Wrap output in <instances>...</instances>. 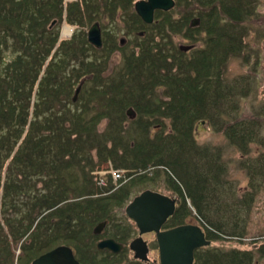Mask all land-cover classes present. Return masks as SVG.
Returning <instances> with one entry per match:
<instances>
[{"label":"trees","instance_id":"obj_1","mask_svg":"<svg viewBox=\"0 0 264 264\" xmlns=\"http://www.w3.org/2000/svg\"><path fill=\"white\" fill-rule=\"evenodd\" d=\"M175 1V6L183 5L180 21L159 12L162 19L150 28L152 37H135L136 49L123 56L121 69L97 78L94 72L107 68L106 42L100 51L86 42L83 33L79 39L60 41L52 25L63 21L82 25L85 20L88 25L87 8L65 7L64 0H0V264H13L15 259L30 264L61 240V231L70 240L79 227L86 230L85 225L104 221L105 205H94L92 199L103 193L95 167L107 161L129 176L151 169L167 176L179 205L166 228L196 216L206 228V232L201 228L206 240L244 238L243 214L254 203L259 191L256 177L263 174V167L248 159L250 146L259 144V134L253 120L225 122L237 111L234 100L246 93L223 74L231 58L242 51L243 24L255 14L257 0ZM130 16L133 27L135 18ZM192 19L199 20L196 29L190 26ZM181 30L190 37V45L200 42L201 48L180 52L172 39ZM115 43L109 42L108 52L116 49ZM84 76L101 84L90 92L99 105L89 116L93 105H82L78 111L67 107L73 97L68 81ZM128 109L135 118H128ZM103 118L108 129L99 134L96 123ZM164 119L171 124L168 133L163 132ZM206 123L223 131L241 153L240 166L250 189L234 201L232 187L228 182V189L222 186L228 170L221 148L199 146L194 140L197 125ZM131 129V140L126 141L124 135ZM263 161L261 154L256 164ZM71 169L81 170L78 182L65 176ZM74 183L75 188L69 186ZM107 185L106 180L102 186L106 192ZM79 189L85 197L69 199L68 192ZM220 192L231 193L234 206H223ZM129 235L123 229L111 237L122 240ZM81 246L76 252L87 257L89 247ZM261 253L264 257L263 248ZM91 254L95 264L93 250ZM253 256L251 251L209 245L195 251L193 264H254Z\"/></svg>","mask_w":264,"mask_h":264},{"label":"rangeland","instance_id":"obj_2","mask_svg":"<svg viewBox=\"0 0 264 264\" xmlns=\"http://www.w3.org/2000/svg\"><path fill=\"white\" fill-rule=\"evenodd\" d=\"M136 1L137 0H133L129 3L128 6H123L121 4L123 10L121 11L118 9V13L116 12L114 18H110L112 20L114 19L113 21H110V19H108V21L100 19V22L103 24V27L107 30H110L114 34L116 38L115 42L117 44L115 43L116 49H111L110 52H108V45L111 41L109 40V42H106L107 46L105 48L106 53H108V56L106 58L107 68H105L104 72H94L97 78H100L101 76H106V78L111 75L113 76L121 69V67L123 66V56L128 55L131 49H136V42L134 36H138L137 33L144 31L147 32L146 37L148 39L152 37L153 34H151V30L147 31L145 29L137 28L136 24L134 25V27H132L131 25L129 26V23H131L129 21V18H131L129 15L132 11H134L133 4ZM72 2H75V0H64L65 4ZM183 11V5H180L179 7L174 6L173 10H170L169 13L174 20L180 21L183 16ZM92 20L93 18H90V21ZM243 25L246 29V33L243 35L242 51L238 56L232 57L231 60L227 63L223 76L224 79H226L228 82L236 81L239 86V90H244L246 94L245 96H240L238 99L234 100L237 104V111L231 112L230 114H232L233 117L230 119L227 118V121L225 122H227V125H229L233 122L241 120H253V125L257 127L256 132H258L259 134V144H253L252 146H250V153L248 159H253V163L255 164V166H258L259 168L263 167V174L261 176L256 177V182H258L259 184V191L255 196L254 203H252V205L250 206L249 211L243 214L241 224L244 231L243 233L245 234L244 238L233 239L225 237V239L217 240L215 242L210 241V247L219 248L222 250L239 249L243 251H251L254 254V264H264V257L261 253V248L264 249V161L260 164V166L256 164V160L261 156V154H264V0H257L255 2V14H252V16ZM65 27L66 29L70 30L67 35L63 34V30L65 29ZM89 27L90 26H87V24H84L82 26H70L64 21L60 25H58L57 23L53 25V28L57 29L59 32L60 41L69 40L71 36L75 34V30H81L86 33ZM135 27L136 30H134ZM197 27L198 26H195L193 27V29H196ZM128 33L132 35H129ZM198 33L199 32H195L194 34L197 40H199L198 36L196 35ZM106 35L108 36V34ZM176 35L177 36L173 37L172 41L177 48L179 46L192 44V41H190V37L188 35L186 36L185 33L182 32V30ZM79 37V34L74 35L75 39H79ZM159 37L160 36L158 35V38ZM199 37L200 39H202L201 35ZM120 38H126L127 41L125 43V47L119 46L118 40ZM194 44L195 46H193V48H201L200 46L202 45V43L196 42ZM101 50L102 49H100V51ZM84 58L87 59L89 57ZM90 58H92V54ZM77 80V82L68 81L71 84V91L69 94L70 98L73 96L74 90L76 89L80 81L84 80V83L78 94L76 102H71L69 99V105L67 104V107L71 108V110L78 111L81 109L82 105H93L91 111H87L86 115L89 116L94 113L96 114L95 111H97V109L95 108V106L99 105V100L98 98L92 99L90 97V92L96 87H98L97 89H99L101 87V84L98 82H92L90 77L88 76H84L81 79L79 78ZM160 91L161 90H158L157 93H160ZM88 97H90V99L92 100L91 102L89 101ZM70 102L72 103V106ZM75 104H78V106H74ZM128 117L129 119H133L135 118V115L129 114ZM224 117L226 118V116ZM128 121L124 123L126 128H128L129 125ZM163 123V129L165 130L163 132L168 133L170 130L169 126L171 125L169 119H164ZM153 127L154 125L150 126L149 128V135L151 136L155 132ZM105 128L108 129L107 119L103 118L101 120H97L95 131L100 134L105 130ZM158 129L160 128H156V131ZM131 132H133L132 129L125 133L124 139L126 141L131 140ZM221 132H216L208 123L199 124L197 125L194 134V140L199 146L206 145L210 148H221V152L223 154V161L227 165L228 170L227 173L223 176L222 182L224 183H222V186L228 189V182V184L232 187L231 190L234 194V201L236 198H241L242 194L245 191H249V180L246 175V172L240 166L241 153L238 149H236L228 142L224 134H222ZM90 156H92L93 160L96 161L94 152H92ZM111 169L116 168L113 164L110 163V161H107L96 166L94 171V176L100 177L99 179L103 178L105 181L107 180L109 184L107 185L108 188L106 192L105 188L102 187L103 184H101V181H98L100 183V185L98 184L100 186V191L103 193L106 192L110 194L107 195L109 197V200H106L104 202L106 215L103 219L107 221V226L104 228L103 234L93 235L92 229L96 224L93 226L91 222L88 225L84 226L87 228L86 230L79 227L77 230L74 231L73 235H69L73 237V239L70 240H66V237L68 235L61 231L59 233V238L61 240L49 245L50 248L54 249L58 246L65 245L71 248V250L74 249L76 251V247H80L82 245L81 247L83 249L84 247L88 246L89 248L85 250V254L92 256L91 251L93 250L94 255H96L95 264H159L156 237L152 234L143 235V240L147 242L149 247L148 263L133 262V254L130 252V250H128L127 246L120 254L116 255L112 259L106 258V255L109 252L96 250V244L102 239L112 238L111 236L114 231L116 233H121V230L123 229L125 231L126 229L128 230L130 235L121 240V242L125 243L126 245L137 237V228L134 223H132L131 220H129L128 217L125 215L124 209L126 205L130 202V200H132L135 196L139 195L142 191L150 190L171 198L178 199L176 195L167 186V176L160 170L157 172L151 169V171H148V173L146 174L141 172L139 174H130L129 176L125 173L126 171H122L121 169H119L125 175L123 176V174H121V177L124 180L113 182L110 179ZM81 173L82 172L80 169H71L70 171H67L65 176L68 177L69 181L78 182L81 179ZM69 186L75 188L77 185L76 183H74V185L71 184ZM94 189L95 187H93L92 190ZM224 190L225 189H223V191ZM110 192L113 193L111 194ZM220 194L221 195H219V197L223 199L220 198L219 201L222 202L223 206L224 204L234 206L233 201L231 199V195H229L231 193H227L225 195L224 193L220 192ZM68 197L71 200H78L84 198L85 194L82 193L79 189L76 193L68 192ZM96 200L97 199H95L94 201L97 202ZM225 209V207L221 208V212H224ZM186 224L200 226L203 231L206 232L204 224L201 223L200 220L196 218V216H188V218L186 219ZM85 231H88V234ZM101 261L104 262L101 263ZM13 264L23 263L15 259L13 261Z\"/></svg>","mask_w":264,"mask_h":264},{"label":"water","instance_id":"obj_3","mask_svg":"<svg viewBox=\"0 0 264 264\" xmlns=\"http://www.w3.org/2000/svg\"><path fill=\"white\" fill-rule=\"evenodd\" d=\"M173 0H140L134 4L136 14L146 24L153 22L154 11L168 12L173 9ZM199 25L198 19H192L191 27ZM87 43L95 49L102 47L100 31L97 24L93 25L87 33ZM193 49L192 45L179 46L178 50L187 53ZM84 80H81L74 90L72 102H76ZM132 114L128 109L126 115ZM129 118V117H128ZM175 200L158 192L145 190L126 206L125 214L132 220L137 229L139 237L134 239L128 246L134 259L148 261L147 245L141 236L146 233H154L158 248L159 264H193L194 252L203 247H208L210 241L206 240L202 229L197 225H182L169 230L161 231L162 225L173 215ZM104 225L94 229L98 234ZM122 244L112 239L100 241L97 249H108L113 253H119ZM30 264H80L73 255L71 248L58 246L34 259Z\"/></svg>","mask_w":264,"mask_h":264},{"label":"flooded vegetation","instance_id":"obj_4","mask_svg":"<svg viewBox=\"0 0 264 264\" xmlns=\"http://www.w3.org/2000/svg\"><path fill=\"white\" fill-rule=\"evenodd\" d=\"M105 1H107L108 2V5L105 7V5H104V0H100V2H95V0H75V2H72V3H64V5H65V7H68V4H73V5H75V6H77V7H80L81 9H86L87 8V11H88V13H87V15H88V17H87V15L85 16V19H89L90 20V18H93V20L91 21V23L90 24H88L90 27L88 28V30H87V32L86 33H84L83 31H81V30H75V34H73L71 37H73L74 35H78L79 33H83L84 35L83 36H85V40H86V42H87V33H88V31H89V29L93 26V25H95V24H97V26H98V28H99V31H100V37H101V41H102V47L105 45V42H107V41H111V40H115L116 41V38H115V36H114V34L110 31V30H107L106 28H104L103 27V24L100 22V19H104V21H108V19H110V18H114V16H115V14H116V12L118 13V9L119 10H123V7H122V5L124 6H128L129 5V3L130 2H132L133 0H105ZM115 1H116V3H115ZM137 1H140V0H137ZM136 1V2H137ZM175 3H176V1L175 0H173ZM135 2V3H136ZM97 4V5H99V6H102L101 8L102 9H97V10H95V8L94 7H96L95 6V4ZM134 3V4H135ZM122 4V5H121ZM134 4H133V10L134 11H132L130 14H133V16H134V22H133V24H136V26H137V28H140V29H145V30H150V28H152L153 26L155 27V25H157L158 23H160L161 22V19H162V17H160V16H158V14H159V12H162V11H159V10H155L154 11V16H153V22L152 23H150V24H146L145 22H143L142 21V19L136 14V12H135V9H134ZM101 10V11H100ZM171 10H173V9H171ZM112 12H114V13H112ZM163 13H169V11L168 12H163ZM130 16V15H129ZM157 16H158V18H157ZM131 17V16H130ZM132 18V17H131ZM95 19V20H94ZM114 20V19H113ZM112 19H110V21H113ZM126 20H127V18H126ZM56 23V22H55ZM54 22L52 23V25H54L55 24ZM78 25H80L79 23H77ZM76 24V25H77ZM84 24H86V20L84 21V23L82 24V25H84ZM77 25V26H78ZM82 25H80V26H82ZM87 25V26H88ZM131 24L129 23V26H130ZM75 26V25H74ZM133 27H134V25H133ZM134 30H136V27H135V29ZM129 32V31H128ZM130 33H131V31H130ZM130 33H128L129 35H132V34H130ZM106 34H108V36L106 35ZM124 34H126V33H124ZM136 34V33H135ZM138 34V36L137 35H135L134 36V38L135 37H146V34H147V32H144V31H141V32H139V33H137ZM80 35H82V34H79V36ZM81 37V36H80ZM126 38H120L119 40H118V43H119V46L120 47H125L126 45H125V43H126ZM91 46V45H90ZM91 47H93V46H91ZM102 47L100 48V49H102ZM95 49V48H94ZM100 49H96V50H100ZM143 192V191H142ZM111 194L113 193V192H110ZM107 195H110V194H108V193H106V192H104V193H102V194H99V195H97V196H95L94 198L95 199H97L96 201L97 202H95V201H93L92 203H94V205H96V204H104V202L107 200V199H109V197L107 196ZM138 196V195H137ZM108 197V198H107ZM136 197V196H135ZM171 198V197H170ZM95 199H92V200H95ZM98 199H99V201H98ZM171 199H174L175 200V210H176V207L179 205L178 203H179V199H175V198H171ZM132 200H130V202H131ZM129 202V203H130ZM128 203V204H129ZM127 204V205H128ZM126 205V206H127ZM126 208V207H125ZM175 210H174V212H175ZM124 213H125V209H124ZM174 214V213H173ZM126 215V214H125ZM127 216V215H126ZM173 216V215H172ZM172 216H170L167 220H166V222L162 225V227H161V231H165V230H169V229H172V228H175V227H171V228H166V225L168 224V222H169V219L172 217ZM129 219V218H128ZM130 220V219H129ZM101 222H105L106 224L102 227V229L99 231V233L98 234H94V229H95V226L93 227V229H92V234L93 235H102L103 234V232H104V228L107 226V221L106 220H104V221H101ZM131 222L132 223H134L132 220H131ZM134 225H135V223H134ZM184 225H188V224H184ZM190 225H193V224H190ZM136 226V225H135ZM179 226H182V225H179ZM176 227H178V226H176ZM137 228V227H136ZM201 228V227H200ZM137 231H138V229H137ZM114 233H116L115 231H114ZM114 233H112V235L114 234ZM146 234H152V235H154L155 236V234L154 233H146ZM146 234H143V235H146ZM143 235L141 236V238H143ZM139 237V234L137 233V237L136 238H138ZM118 239H120L119 237H117ZM136 238H134V239H136ZM107 239H112V240H114L115 242H117V243H119V244H122L123 245V248H122V250L119 252V253H117V254H113V253H111L110 251H108V250H106V249H103V250H98V249H96V250H98V251H107V252H109V253H107V255H106V258L107 259H109V258H113V257H115L116 255H118V254H120L125 248H126V246H127V248H128V246H129V244L134 240H132V241H130L127 245L125 244V243H123V242H121V240L119 241V240H116V239H114V238H105V239H102V240H100V241H103V240H107ZM99 241V242H100ZM144 241V240H143ZM97 245V244H96ZM147 249H148V253H149V247H148V244H147ZM158 249V248H157ZM128 250H129V248H128ZM198 250V249H197ZM72 252H73V255H74V258L80 263V264H92L91 262H90V258H89V255L87 256V257H84V256H82V253L81 254H78V252H76L74 249L72 250ZM148 253H147V257H148ZM195 253V252H194ZM84 255V254H83ZM133 262H138V263H143V261H140V260H138V259H134L133 258V260H132ZM149 262V258H148V261H146V263H148ZM159 263V262H158Z\"/></svg>","mask_w":264,"mask_h":264},{"label":"built area","instance_id":"obj_5","mask_svg":"<svg viewBox=\"0 0 264 264\" xmlns=\"http://www.w3.org/2000/svg\"><path fill=\"white\" fill-rule=\"evenodd\" d=\"M121 172L119 170H116V169H111L110 171V179L113 181V182H118L120 179H121ZM99 181H101V184H105V180L103 178L99 179ZM98 184L100 185V183L98 182ZM102 185V186H103Z\"/></svg>","mask_w":264,"mask_h":264},{"label":"bare ground","instance_id":"obj_6","mask_svg":"<svg viewBox=\"0 0 264 264\" xmlns=\"http://www.w3.org/2000/svg\"><path fill=\"white\" fill-rule=\"evenodd\" d=\"M69 29H66V27H65V29L63 30V34H65V35H67L68 33H69ZM106 223L105 222H99V223H97L96 225H95V228L96 227H98V226H100V225H105ZM200 227V226H199ZM142 240H143V238H142ZM145 241V240H144ZM146 242V241H145ZM99 243V242H98ZM97 243V244H98ZM146 245H147V242H146ZM97 246V245H96ZM98 250H103V249H98ZM106 250H108V249H106ZM108 251H110V250H108ZM111 253H113L112 251H110ZM113 254H117V253H113ZM109 259H112V258H109Z\"/></svg>","mask_w":264,"mask_h":264}]
</instances>
